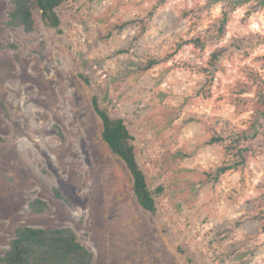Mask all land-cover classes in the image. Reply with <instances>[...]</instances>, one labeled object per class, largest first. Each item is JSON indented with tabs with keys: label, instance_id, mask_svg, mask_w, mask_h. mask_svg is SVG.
<instances>
[{
	"label": "rangeland",
	"instance_id": "obj_1",
	"mask_svg": "<svg viewBox=\"0 0 264 264\" xmlns=\"http://www.w3.org/2000/svg\"><path fill=\"white\" fill-rule=\"evenodd\" d=\"M11 9L0 0V257L19 226L68 227L90 264H264V0H65L57 29L34 11L31 32ZM93 97L132 134L155 212Z\"/></svg>",
	"mask_w": 264,
	"mask_h": 264
},
{
	"label": "trees",
	"instance_id": "obj_2",
	"mask_svg": "<svg viewBox=\"0 0 264 264\" xmlns=\"http://www.w3.org/2000/svg\"><path fill=\"white\" fill-rule=\"evenodd\" d=\"M65 0H10L12 9L8 13L7 25L20 27L25 32L34 29V11H38L42 22L49 28L57 29L60 18L57 9ZM91 105L94 113L101 121V139L108 149L118 157L132 178V190L139 206L150 213L155 212L154 193L149 189L145 174L139 166L134 148V138L121 118H112L100 106L97 97H93ZM247 140V136L241 137ZM237 139V145L241 142ZM2 138L0 137V143ZM236 147V166L243 163L244 151ZM228 166L220 169L225 172L233 169ZM160 192V188L157 189ZM59 198V194L54 191ZM35 213L47 210V204L34 199L29 204ZM91 253L78 240L76 234L68 227L38 228L19 226L14 230L9 247L0 257V264H90Z\"/></svg>",
	"mask_w": 264,
	"mask_h": 264
},
{
	"label": "clouds",
	"instance_id": "obj_3",
	"mask_svg": "<svg viewBox=\"0 0 264 264\" xmlns=\"http://www.w3.org/2000/svg\"><path fill=\"white\" fill-rule=\"evenodd\" d=\"M209 226H211V225H209Z\"/></svg>",
	"mask_w": 264,
	"mask_h": 264
}]
</instances>
